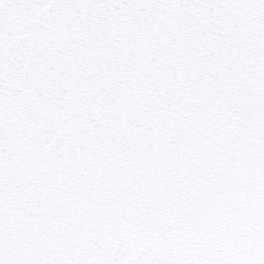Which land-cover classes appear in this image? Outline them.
<instances>
[{
    "label": "water",
    "instance_id": "obj_1",
    "mask_svg": "<svg viewBox=\"0 0 264 264\" xmlns=\"http://www.w3.org/2000/svg\"><path fill=\"white\" fill-rule=\"evenodd\" d=\"M0 264H264V0H0Z\"/></svg>",
    "mask_w": 264,
    "mask_h": 264
}]
</instances>
